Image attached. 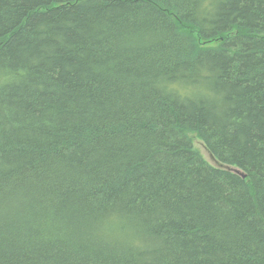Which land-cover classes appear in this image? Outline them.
Returning a JSON list of instances; mask_svg holds the SVG:
<instances>
[{"label": "trees", "instance_id": "1", "mask_svg": "<svg viewBox=\"0 0 264 264\" xmlns=\"http://www.w3.org/2000/svg\"><path fill=\"white\" fill-rule=\"evenodd\" d=\"M0 264H264V0H0Z\"/></svg>", "mask_w": 264, "mask_h": 264}, {"label": "rangeland", "instance_id": "2", "mask_svg": "<svg viewBox=\"0 0 264 264\" xmlns=\"http://www.w3.org/2000/svg\"><path fill=\"white\" fill-rule=\"evenodd\" d=\"M194 141V147L200 151V153L204 156L206 160L210 163L217 165V162L212 158L209 151L207 150L203 140H201L195 133L190 134Z\"/></svg>", "mask_w": 264, "mask_h": 264}]
</instances>
